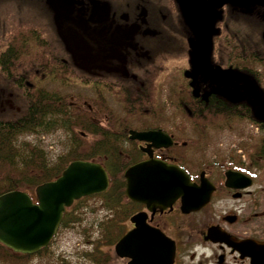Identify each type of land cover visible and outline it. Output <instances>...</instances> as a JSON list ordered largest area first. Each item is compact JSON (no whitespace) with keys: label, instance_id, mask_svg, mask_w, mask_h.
<instances>
[{"label":"flooded vegetation","instance_id":"flooded-vegetation-1","mask_svg":"<svg viewBox=\"0 0 264 264\" xmlns=\"http://www.w3.org/2000/svg\"><path fill=\"white\" fill-rule=\"evenodd\" d=\"M178 1L0 0V31H11L5 45L4 34L0 37V56L8 55L11 50L8 66L12 69L15 50L21 51V45L14 40L17 27L23 31L17 33L24 34L28 45L22 51H30L25 57L26 66L33 72L11 76L12 82L30 85L26 77H32L36 81L57 84L64 68L73 65L84 71L94 101L90 104L92 110H97V101H105L107 96L106 99L113 101L118 97L127 104L121 116L130 123L125 127L129 140L124 143L127 147L124 155L130 160L128 167L152 158L176 164L193 182L201 185L202 194L208 196L203 206L191 211L184 210L182 196L173 200L158 196L150 203L133 200L126 195L127 176L124 175L125 218L119 223L123 229L121 237L136 227L163 233L175 245L173 264H264V191L255 188L260 168L255 164V156L262 161L264 157L256 152L254 155L253 148L246 149L237 139L228 140L232 129L224 136L225 142L217 140V126L187 129L190 122L186 116L196 112L189 106L186 112L175 110L183 117V127L175 131L156 123H132L138 115H147L148 102L156 105L161 99L164 103L165 98L169 100L167 97L190 102L189 105L200 110L213 103L236 104L241 100V105L249 109L248 114H252L254 94L249 93V86L256 83L253 78H244L251 74L239 70L245 64L240 63V58L248 53L244 54L246 49L242 46L249 45L239 42L238 31L241 27L248 33L254 24L264 28V24L256 22L264 21V0L245 6L234 3L220 8L214 6L212 43L209 52H203L204 63L203 54L194 49L196 37ZM187 1H204L207 8L208 3L213 6L217 0ZM199 4L204 6L203 2ZM5 5L17 13L8 15L10 9H5ZM79 26L86 28L83 37L88 46V54L81 56L80 61L76 57ZM250 50L256 49L251 47ZM168 85L169 94H165ZM219 128L224 131L227 126ZM159 129L172 137L171 145L132 138L131 132ZM209 129L213 130L212 135ZM180 131H188L191 137L180 141ZM255 132L261 134L260 128L256 127ZM193 141L203 149L197 163L186 151ZM115 245H107L104 264H129L132 258L118 255Z\"/></svg>","mask_w":264,"mask_h":264},{"label":"trees","instance_id":"trees-1","mask_svg":"<svg viewBox=\"0 0 264 264\" xmlns=\"http://www.w3.org/2000/svg\"><path fill=\"white\" fill-rule=\"evenodd\" d=\"M249 28L251 30L247 33L245 28L240 27L239 42L242 41L244 45L248 44L250 48L253 47L256 50L254 52H251L250 49L244 51V54L248 53L240 58V63L245 64L239 70L254 74L256 81H259V68L254 65H258V63L264 65V35L260 30L252 31L253 28ZM17 30L19 29L16 27L14 32ZM254 36L257 38L254 39ZM14 40L21 45V51L15 50L13 68L10 69L8 58L11 50L4 46L6 51L10 52L8 55L1 54L0 56V67L2 68L0 70V87L7 90H20L21 101L26 104V110L17 116L0 115V195L8 191L22 190L36 198L37 186L56 179L72 161L100 159L108 169L111 186L107 191L96 196L104 200L105 206L115 208V216L109 219L103 217L97 223L83 224L86 218L84 216L88 214L85 209L87 207L86 198H82L66 210L59 232L63 227L78 224L82 228L80 232L83 233L85 242L89 243L92 240L95 244L93 248H96L98 252L94 254L92 251L94 249H84L81 251L80 261L77 262L66 257L57 260L53 255L52 258H47L44 262L43 257L52 250L54 242L33 255L15 252L0 242V264H85L84 260H88L89 255L95 257L96 263L93 264H104L102 256L105 250L103 247L114 243L123 232L119 223L125 218V215L120 216L124 211L121 209L119 201L124 196V170L130 161L124 155L127 150L124 143L129 140L125 127L130 123L123 121V118L114 110H106L105 106L102 108L108 116V118L105 115L102 116L106 119L107 125H105L101 122V118L97 120L93 118L90 104H93L94 101L89 95L80 91H63V88L68 85L76 87L88 85L85 72L73 65L69 69H63L62 78L57 84L36 81L32 77H26L32 82L30 86L26 83L12 82L11 76L18 74L24 76L25 72L28 73L29 70L33 72L26 66L25 57L30 51H22L28 46L25 44L24 34H18ZM239 46L241 48V45ZM17 57L20 59L17 60ZM3 61L4 64H2ZM160 100L155 106L160 109L162 114L165 105ZM97 102L103 103L102 101ZM189 104L190 102L176 100L175 109L179 108L186 112L189 109L187 106L192 107L191 109L196 112L186 117L190 124L198 127L215 125L218 123L216 119L220 120L219 125H231L228 116L234 112L236 115L244 114L241 116L253 118L252 114H248L249 109L241 105L243 102L217 105L213 103L201 110L199 107L195 108L193 104L192 106ZM255 125L259 126L262 134L256 150L264 157V122ZM120 128H123L124 131ZM59 131L65 135V140L62 143L66 146L62 152L53 157L52 151L44 144L43 140L45 135ZM59 232L55 240H57ZM82 258L84 260H81Z\"/></svg>","mask_w":264,"mask_h":264},{"label":"water","instance_id":"water-1","mask_svg":"<svg viewBox=\"0 0 264 264\" xmlns=\"http://www.w3.org/2000/svg\"><path fill=\"white\" fill-rule=\"evenodd\" d=\"M178 2L195 34L194 49L201 54L204 51L208 53L216 11L210 3L206 8L204 1ZM200 2H203V7ZM261 2L217 0L215 6L219 8L226 3L244 6ZM201 57L204 63L205 54ZM206 63L210 66L208 58ZM195 94L198 95L199 92L196 90ZM207 96L203 97L207 99ZM132 134V138L151 140L157 145L172 143V139L160 130ZM125 175L128 181L127 194L134 200L150 203L158 196H165L169 200L182 196L186 211L198 208L208 200V196L202 194V186L193 183L186 172L161 160L152 159L134 164L126 170ZM108 186L109 175L101 163L75 160L57 179L37 187L38 202H34L27 192L20 190L0 195V242L20 253L32 254L39 251L57 233L66 207L83 196L103 192ZM116 252L120 256H130L132 260L129 264H173L175 245L163 233L139 227L119 240Z\"/></svg>","mask_w":264,"mask_h":264},{"label":"rangeland","instance_id":"rangeland-1","mask_svg":"<svg viewBox=\"0 0 264 264\" xmlns=\"http://www.w3.org/2000/svg\"><path fill=\"white\" fill-rule=\"evenodd\" d=\"M5 9H10L9 14H15L17 13V11L13 12V9L11 6L9 5H5L4 6ZM4 16L2 15V18ZM262 19H264V15L262 16ZM80 21V19H79ZM11 22V21H10ZM9 22V23H10ZM8 23V24H9ZM78 29H80L78 31V43L76 46V49L78 50V53L76 54L77 59L82 60L83 55L88 54V46L86 43L85 38L83 37V35H85L86 32H84L83 30H85L86 28L83 27H78ZM5 29L3 31H0V37L3 36V40H4V45L8 42L9 37L11 36L9 30ZM20 32H23L21 29L17 30ZM17 31L14 32V37H16L19 33H17ZM262 34L264 35V28L262 29ZM243 48H245L246 50L250 49V46H242ZM257 68H262L264 71V65L262 67V65H254ZM243 78V77H242ZM245 79H249V78H253L250 75H244ZM168 84H170V81L168 82ZM249 93L254 94L252 95V100L254 101V110H253V116H256L258 119L260 120H264V109L257 104L259 101H264V92L262 91L260 86H249ZM158 91H161V86H158ZM166 91L165 94H169V89H170V85L166 86ZM151 89H153L151 87ZM90 90L91 87L90 85L85 86H72V85H68V87L63 88V91H75V92H84L86 93V95L90 96ZM106 96V95H105ZM91 97V96H90ZM109 97V96H107ZM106 97V98H107ZM241 97V96H239ZM105 101L102 103L103 106L107 107L106 110L108 109H112V108H116V103L118 104L119 108L123 111H126L125 109V101L122 102V100L118 97L114 98L113 102L114 104L112 105L109 99H106ZM169 98L166 99L165 98V111H163V113L161 114L160 109H158L153 102H148V113L146 116H141L138 115L137 118L132 119V123L133 125L136 124H142V125H154L155 123L158 125H163L166 129H169L171 131H175L178 128H181L183 126H181L183 123H181L183 117L178 115L177 112L175 110V102L173 101L172 97H167ZM21 97H20V90H7L4 89L2 87H0V115L1 116H17L19 114H21L24 110H26V104L22 103L21 101ZM176 99V98H175ZM240 99V98H238ZM241 102V100L239 101ZM156 108V109H154ZM113 110V109H112ZM174 110V111H173ZM93 113V118L95 120L101 118V122L105 123V125H107L106 119L102 118L103 115H105L107 118V113H100L99 114V110L93 109L91 110ZM109 111V110H108ZM117 113V110H114ZM151 111L153 112L151 114ZM157 111V112H156ZM172 111V112H171ZM160 112V113H159ZM99 114V115H98ZM138 114V113H137ZM220 114V113H218ZM217 114V115H218ZM158 115H161L158 117ZM244 115V114H241ZM241 115H236V112L230 113L228 118H229V122L231 123V125H226L227 129H225L224 131L221 130L219 128V119H216V121L218 120V123L215 125H212L213 127H218V141L220 142H225L223 140L224 136L228 133L231 132V129L233 130V133H231L228 137V140H233L235 141L237 139L236 142H241L244 146H246V148L250 147L253 148L254 150V155L255 154V149L257 144L259 143L260 140V136L261 134H258L255 132V127H253V124H256L253 122V120L250 117H245V116H241ZM124 119V118H123ZM125 121V119H124ZM227 124V122H226ZM181 126V127H180ZM186 126H190L187 127V129H192L193 126L192 124H187ZM189 130V131H190ZM193 130V129H192ZM211 130V129H209ZM253 130L255 133H253ZM213 130L209 131L210 135H212ZM180 137L179 140L183 141V140H188L190 133H188V131H180L179 133ZM89 137V136H88ZM233 137V138H231ZM65 140V135L63 133L59 132H55V133H51L49 135H45L44 137V144L52 151L51 155L53 157H55L57 155V153H60L64 150L66 144L62 143ZM194 143V144H193ZM201 143V142H199ZM196 144V145H195ZM198 142L193 141L189 143V147L186 148L187 154H190L191 157L194 159V157L196 158L195 163H197L200 160V154L203 152V149L198 147L199 145H197ZM184 148V147H183ZM219 151L221 152L222 150L219 149ZM194 156V157H193ZM98 160V159H97ZM255 164L257 166H259L260 168L262 167V169H258L259 173L256 176L257 180V184L255 186V188L259 191H261V189H263L264 191V161L260 160L259 158H257V156H255ZM264 192H262L263 194ZM258 194V193H256ZM99 195V194H95ZM264 195V194H263ZM262 196V195H261ZM83 198L85 199L86 205L87 207L86 212H87V216L84 219L83 224L86 223H93L95 221H98L99 218H103L104 216L107 215V211L110 212V214L112 213V211L115 210V208L113 207H107L104 205L103 203V199L99 196L96 197H91V196H85ZM122 201L123 198H121L120 205H122ZM111 210V211H110ZM123 214H121L120 216H122ZM80 229H82L78 224H74L72 226L69 227H63L61 229V231L59 232V236L57 237V240L54 242V245L52 246V250H50V252L43 257V261L45 262V260L47 258H52V255L55 257V259L59 260L61 257H66L67 259H72L73 261L77 262L80 261L79 259L82 256V252L84 249L87 248H91L94 249L93 247L95 246L94 242L91 240L89 241V243L85 242V238L83 236V233L80 232ZM94 237H96V235L94 234ZM94 254L97 251V249L95 248L94 250ZM89 260H84V258H82L81 260L85 261V264H93L96 263L95 257L92 255H89ZM103 257V256H102ZM36 260L38 258H35ZM54 259V258H53ZM98 259V258H96ZM104 261V260H103Z\"/></svg>","mask_w":264,"mask_h":264}]
</instances>
